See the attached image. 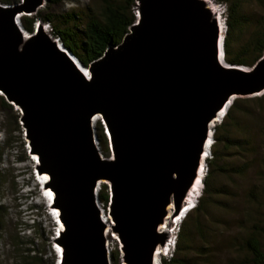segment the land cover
<instances>
[{"label": "water", "instance_id": "95a60500", "mask_svg": "<svg viewBox=\"0 0 264 264\" xmlns=\"http://www.w3.org/2000/svg\"><path fill=\"white\" fill-rule=\"evenodd\" d=\"M43 2L0 4V93L19 108L36 167L50 175L45 186L64 223L57 262L111 264L98 198L108 180L124 261L153 264L156 245L170 239L158 225L171 200V222L184 213L213 118L233 96L264 92V53L250 67L224 61V34L204 0H137L122 41L85 66L42 22L24 38L20 16Z\"/></svg>", "mask_w": 264, "mask_h": 264}, {"label": "rangeland", "instance_id": "374dc122", "mask_svg": "<svg viewBox=\"0 0 264 264\" xmlns=\"http://www.w3.org/2000/svg\"><path fill=\"white\" fill-rule=\"evenodd\" d=\"M20 1L0 0V4ZM104 2L105 0H62L53 4L44 0L37 11L53 17L54 23L59 26L75 14V20L69 25L83 28L87 18L97 15ZM214 5L220 13L222 7L226 8L228 3L214 0ZM135 12L137 15L138 9H135ZM220 15L222 21H225L224 13ZM240 15L243 17V23L232 43L234 51L247 47L253 32L259 23L264 21V0H243ZM40 22L42 21L35 20L32 29ZM42 23L43 30H47L50 36L57 39L52 25ZM225 31L226 24L223 34ZM246 58L251 59L252 52H249ZM234 99H237L236 105L240 109L235 113L237 126L232 130L233 145L227 152H223L226 176L219 177L223 193L218 197L217 207L212 208L205 223L209 237L205 234L208 237L206 242L194 240L185 264H251V257L245 249V240L250 234L253 222H264V92L237 96ZM19 115L20 110H17L16 106L7 110L0 106V264H37L34 262L35 258H41L44 264H58L54 251L59 228L56 222L58 213L50 208L46 200L47 194L43 190L44 182L41 181V176L47 172L40 173L35 165L33 159L36 155L30 152ZM224 116L211 125L212 136ZM98 123L100 121H97L95 126ZM107 140V148L99 144L103 157L111 155L108 137ZM219 148L221 145L215 147ZM203 163L204 178L207 160ZM102 184L110 187L108 180H101L100 185ZM202 190L203 181L201 194ZM99 204L103 212L108 213V204ZM175 213L174 206L171 214ZM171 219L166 223L162 222V225L166 226ZM181 221L174 225L175 233ZM115 234L111 227L107 233L109 254L118 250L120 264H126L121 243L113 238ZM171 252L162 258L169 257Z\"/></svg>", "mask_w": 264, "mask_h": 264}, {"label": "trees", "instance_id": "16d2710c", "mask_svg": "<svg viewBox=\"0 0 264 264\" xmlns=\"http://www.w3.org/2000/svg\"><path fill=\"white\" fill-rule=\"evenodd\" d=\"M60 1L62 0H47V2L53 4ZM136 1L105 0L100 12L97 15L89 16L83 28L69 25L70 22L75 20V14L59 26L54 23L53 17L42 15L40 11L31 15H23L21 23L30 32L33 30L35 20L51 24L55 37L66 48L72 51L80 62L88 66L93 60L102 56L108 46H115L122 41L129 27L136 21ZM220 1L228 3L224 12L226 24V31L223 37L225 61L233 65L252 66L264 53V21L260 22L257 29L253 32L248 46L234 51L232 50V43L238 28L243 23V17L240 15L241 2L243 0ZM249 52H252L251 59L246 58ZM236 103L237 99H234L223 121L214 129V140L211 145L214 149L210 150V154L206 159L207 171L202 180V194L197 200L196 205L182 219L176 233L175 246L169 257L162 258L161 264H185V261L188 259L186 257L191 248H193L194 240L198 239L206 242L209 237L205 223L210 216L212 208L214 206L217 207L218 197L223 193L219 184V177L222 175L226 176L223 152H227L234 142L232 130L237 126V115L235 116V113L240 109ZM0 106L5 110L13 108V105L7 102L3 96L0 97ZM96 130L99 144L107 148V136L100 123L96 126ZM217 145H221V148L215 149ZM98 198L104 205L109 203L110 189L107 185H100ZM262 205L264 209V199ZM249 233V236L245 240V249L251 257L250 263L264 264V222H253ZM205 234H208V237ZM110 257L113 264H120L118 250L112 251ZM34 262L44 264L41 258H35Z\"/></svg>", "mask_w": 264, "mask_h": 264}, {"label": "bare ground", "instance_id": "6f19581e", "mask_svg": "<svg viewBox=\"0 0 264 264\" xmlns=\"http://www.w3.org/2000/svg\"><path fill=\"white\" fill-rule=\"evenodd\" d=\"M204 4H205L206 9H208L209 12L211 13V15L215 19L217 18V25L219 27L220 37H221L223 35V33H224V26L225 25H224V22L222 21V18L219 17L218 9L209 0H204ZM18 24L20 26H22L21 20L18 21ZM22 30H23L24 38L26 39L29 36V33L27 31H25L24 29H22ZM45 32L47 34H49L47 32V30H45ZM221 53L222 52H221V49H220V57L222 55ZM224 61H225V58H224ZM222 63L225 64V62H223V61H222ZM261 93H263V92H260V94ZM234 98H235V96L230 98L229 101L225 104V106L217 113V115L213 118L212 122L210 123V127L215 121L220 120L221 117H223L225 115V113L227 112V110L231 106ZM16 109L18 110V107H16ZM97 121H99L98 118H93L94 125H95V123ZM100 124H101V120H100ZM207 143H209V145L207 144V146H205V148H204V150L202 152V155H201V158H200V162H199V165H198L197 170H196V175H195L191 185L186 190V192L184 193V195L182 196V198L180 200V203L185 205V208H184L183 212H186V214L191 210V208H189L191 206V204H194L197 201V199L199 198L200 194H201L202 180H203V176H204V173H205V167H204V163L203 162L209 156L210 148H211V145H212V143H210L209 141ZM207 150H209V151H207ZM34 158L37 161V155ZM49 179H50V175L48 173L44 174L43 176H41V181L42 182L48 181ZM43 190L46 191V194H47L46 195V200L49 203L55 197L54 196V192H53V190L51 188L47 189L46 186L44 187ZM50 208L51 209H55L56 208L55 211L57 213H59V209L55 205H53V206L51 205ZM173 209H174V203L171 200L170 203L166 207L167 214H166V216H165V218L163 220V223L164 222L166 223L168 219H171L174 216V214H171ZM101 213H102V218L104 219L105 223L107 224V227H106V235H107V233H109V231H110V229H111V227H112V225L114 223L113 222V218H112L109 210H108V213H104L102 208H101ZM186 214H184V215L186 216ZM56 217H59V215H57ZM182 217H183V214L180 216V218H182ZM56 222L60 223L61 228H64V223H63V221L61 219H59V221L56 219ZM177 222H178V219L170 222L166 226L162 225L163 223L161 222L158 225V231H161V230L166 231L170 235V237H173V235L175 234V228H173V227H174V225L177 224ZM113 238L115 240H119V238L117 237L116 234L113 235ZM171 242H172V240L169 241L168 247L166 249H164V250L162 248V243H159V244L156 245L155 250H154V254H153V264H159L160 263L162 256L166 254L165 250L167 251V250L171 249ZM107 247H108V243H107ZM54 251H55L56 255H57V253L61 252L62 251L61 245L55 244L54 245Z\"/></svg>", "mask_w": 264, "mask_h": 264}, {"label": "built area", "instance_id": "2783aa9c", "mask_svg": "<svg viewBox=\"0 0 264 264\" xmlns=\"http://www.w3.org/2000/svg\"><path fill=\"white\" fill-rule=\"evenodd\" d=\"M209 1L212 2V4H214V0H209ZM214 6H215V5H214ZM223 8H224V9H223ZM225 10H226V8H225V6H224V7H222V12H220V13H224ZM220 13H219V17H221ZM223 22H224V21H223ZM171 238H172V239H171ZM170 240H172V242H171V249H170V250H167V251L165 250V253H166L165 255H167L169 251H172V250H173V248H174V246H175L176 235L174 234L173 237H170V239H169L168 242L166 243L165 249L168 247V243H169Z\"/></svg>", "mask_w": 264, "mask_h": 264}, {"label": "clouds", "instance_id": "9594fccd", "mask_svg": "<svg viewBox=\"0 0 264 264\" xmlns=\"http://www.w3.org/2000/svg\"><path fill=\"white\" fill-rule=\"evenodd\" d=\"M224 23H225V21H224ZM33 160H34V162H36V163H37V161H36V159H35V158H34ZM36 163H35V164H36ZM45 183H46V182H44V183H43V184H44V187H45ZM196 202H197V201H196ZM196 202L193 204V206H192V207H189V208H191V209H192V208H193V207L196 205ZM48 205H49V206H51V203L49 202V203H48ZM52 210H54V211H55V209H52ZM182 214H183V213H182ZM185 214H186V212H185ZM180 216H181V215H180ZM184 216H185V215H183V218H184ZM183 218H182V219H183ZM176 219H178V223H179V221H181V220H182L181 218H178V217H177V218H175L174 220H176ZM178 223H177L176 225H178ZM57 225L59 226V223H58V222H57ZM173 228H175V227H173ZM175 235H176V233H175Z\"/></svg>", "mask_w": 264, "mask_h": 264}]
</instances>
